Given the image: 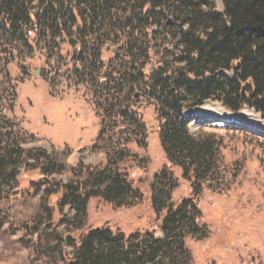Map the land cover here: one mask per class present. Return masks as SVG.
Masks as SVG:
<instances>
[{"label":"trees","instance_id":"1","mask_svg":"<svg viewBox=\"0 0 264 264\" xmlns=\"http://www.w3.org/2000/svg\"><path fill=\"white\" fill-rule=\"evenodd\" d=\"M223 5L221 13L212 0H0V90L9 65L17 62L24 72L36 52L52 57L65 43L75 81L92 90L96 110L104 114L97 141L107 136L108 164L60 183L59 208L73 211L63 215L61 226L82 231L94 198L122 208L143 197L118 169L130 157L129 144L146 146L147 127L134 108L143 96L156 104L168 163L181 170L193 191L175 204L178 180L163 169L149 185L159 234L93 230L68 258L61 252L64 264H191L188 240L208 238L197 199L223 180L222 141L203 131L192 134L187 118L211 101L232 114L253 109L264 120V0H223ZM70 39L77 41L76 49ZM162 49L169 61L151 71V57ZM106 50L112 56L104 61ZM2 138L0 131V187L15 180L24 165L46 177L66 170L46 150L26 151L12 141L3 146Z\"/></svg>","mask_w":264,"mask_h":264},{"label":"rangeland","instance_id":"2","mask_svg":"<svg viewBox=\"0 0 264 264\" xmlns=\"http://www.w3.org/2000/svg\"><path fill=\"white\" fill-rule=\"evenodd\" d=\"M212 2L218 12H224L223 0ZM160 37L162 46L167 45L166 37ZM66 45L52 57L48 51L36 52L35 60L25 63L24 72L15 62L8 67V80L2 76L3 146L12 141L26 151L46 150L66 170L46 177L24 165L15 180L0 187V264H64L61 252L68 258L79 239L97 229L126 236L147 231L159 234L149 185L165 168L173 171L179 183L173 202L193 197L190 184L180 169L170 166L161 147L156 104L143 96L134 108L147 127L146 146L129 144L130 157L118 167L143 191V197L122 208L94 198L82 231H67L60 225L64 214L73 215L70 208L64 212L59 208L60 183L87 175V168L105 169L108 164L107 136L97 141L104 114L96 110L92 90L75 81L74 64L65 58ZM160 52L151 57V71L169 61L161 56L163 49ZM111 56L108 50L102 55L104 61ZM200 109L229 114L221 104L209 101L187 118L192 134L203 131L222 141L219 166L223 174L220 183L205 188L197 199L209 235L200 242L188 240L191 264H264V120L255 110L244 108L229 114L237 121L199 122L196 112ZM244 121H256L262 127L252 130ZM108 134L113 132L108 129ZM68 236L76 242L68 244Z\"/></svg>","mask_w":264,"mask_h":264},{"label":"bare ground","instance_id":"3","mask_svg":"<svg viewBox=\"0 0 264 264\" xmlns=\"http://www.w3.org/2000/svg\"><path fill=\"white\" fill-rule=\"evenodd\" d=\"M197 115V119L199 120V122H213V121H226V122H233V121H237L238 119L233 118L232 116H229L226 113H216V112H209L207 109H200L199 111L196 112ZM240 120V119H239ZM253 120V119H252ZM243 123H245L248 127H250V129L252 130H259V128L262 127V124H259L256 121H244ZM264 128V127H262Z\"/></svg>","mask_w":264,"mask_h":264},{"label":"water","instance_id":"4","mask_svg":"<svg viewBox=\"0 0 264 264\" xmlns=\"http://www.w3.org/2000/svg\"><path fill=\"white\" fill-rule=\"evenodd\" d=\"M170 23H171V22H169V24H170ZM69 44H70V46H71L72 48H75L76 45H77V41L74 40V39H70ZM14 195H16V193H14ZM66 242H67L68 244H72V243H75L76 240H75L72 236H68V237L66 238Z\"/></svg>","mask_w":264,"mask_h":264}]
</instances>
